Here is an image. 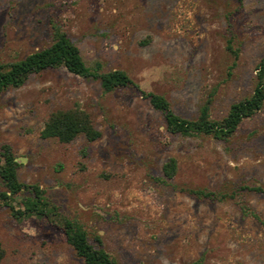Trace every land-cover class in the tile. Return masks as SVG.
<instances>
[{"label": "rangeland", "instance_id": "1", "mask_svg": "<svg viewBox=\"0 0 264 264\" xmlns=\"http://www.w3.org/2000/svg\"><path fill=\"white\" fill-rule=\"evenodd\" d=\"M53 27L86 67L123 71L185 119L206 100L211 120L225 116L251 94L264 57V0H0V65L48 46ZM75 105L99 139L40 138L51 112ZM2 144L19 182L37 185L53 210L16 219L0 205V264H82L62 219L94 247L98 237L115 264H264V192L250 190H264V102L226 139L172 135L131 88L102 93L96 80L47 69L0 94Z\"/></svg>", "mask_w": 264, "mask_h": 264}, {"label": "trees", "instance_id": "2", "mask_svg": "<svg viewBox=\"0 0 264 264\" xmlns=\"http://www.w3.org/2000/svg\"><path fill=\"white\" fill-rule=\"evenodd\" d=\"M227 49H229L228 45ZM55 68H63L72 75L98 81L102 93H109L118 88H131L148 102L151 109L161 114L165 131L172 135L204 134L212 135L216 139H226L233 135L244 119L258 112L264 102V57H262L255 66L251 94L232 103L225 116L219 120H211L209 118V100H206L199 107L194 119L182 118L171 110L163 96L141 90L123 71L102 72L99 62H94L91 67H86L77 47L58 27H53L52 40L48 46L33 51L18 61L0 65V94L8 88L20 87L32 74ZM79 135L87 142H93L100 138V132L93 127L89 115L77 105L69 109L51 112L39 133L40 138L55 139L59 143H69ZM17 166L10 147L7 144L0 145V184L3 188L0 191V205L6 207L10 215L16 219L36 217L49 220L53 207L49 206L43 198L37 185L19 182ZM176 170V160L172 157L168 158L160 168L162 177L167 180L173 178ZM250 190L264 192L258 187ZM182 191L206 198L217 196L203 190L187 189ZM24 192H27L28 196L21 197L18 203H14V198L20 197ZM217 197L221 200L226 195L221 194ZM59 228L66 244L71 247L82 264H115L109 254L100 247L99 238H93L97 247L92 246L87 240L85 231L74 221L62 219ZM2 255L3 251L0 246V260Z\"/></svg>", "mask_w": 264, "mask_h": 264}]
</instances>
